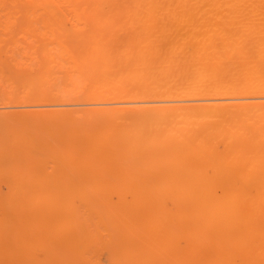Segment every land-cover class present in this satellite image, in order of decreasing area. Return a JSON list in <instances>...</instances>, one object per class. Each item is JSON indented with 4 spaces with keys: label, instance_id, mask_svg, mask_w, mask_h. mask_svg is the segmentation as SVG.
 <instances>
[{
    "label": "bare ground",
    "instance_id": "1",
    "mask_svg": "<svg viewBox=\"0 0 264 264\" xmlns=\"http://www.w3.org/2000/svg\"><path fill=\"white\" fill-rule=\"evenodd\" d=\"M0 17L58 34L0 41V100L85 107L0 115L10 264H264V0H0Z\"/></svg>",
    "mask_w": 264,
    "mask_h": 264
},
{
    "label": "rangeland",
    "instance_id": "2",
    "mask_svg": "<svg viewBox=\"0 0 264 264\" xmlns=\"http://www.w3.org/2000/svg\"><path fill=\"white\" fill-rule=\"evenodd\" d=\"M24 23V24H23ZM25 21H18L17 23H7L4 20V17H0V41H13L15 40L18 46H24L27 43L31 42V43H46L52 40V35L54 36H58L57 32L56 33H52L50 32L48 29H46V27L44 25H42L41 23L38 22H32L30 24H26ZM32 24V25H31ZM24 25V26H23ZM67 25V24H66ZM28 26V27H27ZM26 27V28H25ZM84 34L83 31L76 33L75 35L71 34L69 32V30L66 27V30L62 31V36L63 39L65 40H69L72 37H80ZM10 35V38H9ZM8 38V39H7ZM14 71H18V68L15 67ZM19 75L17 77L20 78V80H23L25 78V75L19 71L18 72ZM18 73H13V74H18ZM33 72H30L28 74H32ZM0 76H2L0 74ZM6 83V79L5 78H1L0 77V91L3 90L2 86ZM80 104H82L79 101H70V102H58V101H49V102H44L43 106H38L40 108H38L36 105H32V106H26L22 105V104H8L2 100H0V115L2 114H18L20 113V107H21V112L22 111H27L30 110L32 111L31 113L34 112H41L42 114H47L50 111L53 110H58L61 112H71L72 110H81L84 109V106H80ZM14 107V108H13ZM19 107V109H18ZM22 107L24 109H22ZM17 111V113H15ZM7 168V166L3 167L2 169ZM35 169H38L35 168ZM33 168V173H37V171ZM46 172L51 170V164L47 163L45 166ZM74 172L76 171H72L70 173L67 174V176L69 178H71L74 175ZM2 183V182H0ZM14 184V182H13ZM79 203V201H78ZM0 264H10L9 260L6 259V257L4 256V254L0 253Z\"/></svg>",
    "mask_w": 264,
    "mask_h": 264
}]
</instances>
